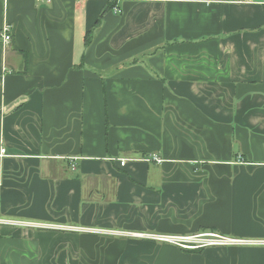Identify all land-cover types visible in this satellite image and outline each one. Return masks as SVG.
Returning <instances> with one entry per match:
<instances>
[{
	"label": "crops",
	"instance_id": "obj_1",
	"mask_svg": "<svg viewBox=\"0 0 264 264\" xmlns=\"http://www.w3.org/2000/svg\"><path fill=\"white\" fill-rule=\"evenodd\" d=\"M5 23L0 264H264V0H0ZM203 229L248 243L151 237Z\"/></svg>",
	"mask_w": 264,
	"mask_h": 264
},
{
	"label": "built area",
	"instance_id": "obj_2",
	"mask_svg": "<svg viewBox=\"0 0 264 264\" xmlns=\"http://www.w3.org/2000/svg\"><path fill=\"white\" fill-rule=\"evenodd\" d=\"M0 39L3 43L7 44L12 40V25L5 23L0 27ZM5 70V68H4ZM6 153V149L2 147L0 149V155L3 156ZM146 161H155L161 163L163 158L156 153H150L144 157ZM127 158H121L120 162L124 165ZM152 238L166 243L175 244L183 249L196 250L204 249L207 247H223L230 245H240L248 243V239L241 237L230 236L220 233L214 229H203L193 233H163V234H152Z\"/></svg>",
	"mask_w": 264,
	"mask_h": 264
},
{
	"label": "trees",
	"instance_id": "obj_3",
	"mask_svg": "<svg viewBox=\"0 0 264 264\" xmlns=\"http://www.w3.org/2000/svg\"><path fill=\"white\" fill-rule=\"evenodd\" d=\"M113 8V5L112 4H108V6H106L105 7V9L102 11V13L100 14V17L99 18H101L102 16H103V14H105V12L107 11V10H110V9H112ZM100 21V19L98 20V22ZM91 31H89L88 33H87V36H88V38L86 39V41H89V33H90Z\"/></svg>",
	"mask_w": 264,
	"mask_h": 264
}]
</instances>
